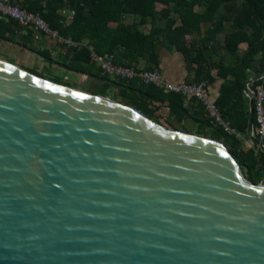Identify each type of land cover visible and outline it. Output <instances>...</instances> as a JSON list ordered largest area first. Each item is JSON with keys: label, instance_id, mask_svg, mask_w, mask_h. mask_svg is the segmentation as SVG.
<instances>
[{"label": "water", "instance_id": "water-1", "mask_svg": "<svg viewBox=\"0 0 264 264\" xmlns=\"http://www.w3.org/2000/svg\"><path fill=\"white\" fill-rule=\"evenodd\" d=\"M0 264H264V180L221 140L0 58Z\"/></svg>", "mask_w": 264, "mask_h": 264}, {"label": "trees", "instance_id": "trees-1", "mask_svg": "<svg viewBox=\"0 0 264 264\" xmlns=\"http://www.w3.org/2000/svg\"><path fill=\"white\" fill-rule=\"evenodd\" d=\"M27 8L41 13L62 36L81 42L83 46L74 51L84 56V63H89L88 48H92L98 54H113L119 64L138 69H145L137 66L140 58L145 59L146 69L153 70L159 65L160 45L180 51L194 83L222 81L216 103L223 118L248 138L250 100L245 90L251 72L264 74V0H38ZM65 9H74L75 16L68 20ZM126 15L134 16V21L125 23ZM226 23L230 31L220 42L217 36ZM147 26H151L149 32L142 31ZM188 37L193 38L189 41ZM203 43L208 47V58ZM100 76L127 86L126 96L132 91L140 95L138 103L125 97L122 102L160 121L155 119V110L146 106L150 100L163 102V91L141 83L148 89L143 94L142 88L131 89L127 81ZM261 85L264 87V78L251 83L250 88L255 91ZM173 95L184 102L182 96ZM254 122L256 126V115ZM197 123L196 134L223 141L250 181L259 184L264 180V152L226 133L207 116L202 115Z\"/></svg>", "mask_w": 264, "mask_h": 264}, {"label": "crops", "instance_id": "crops-1", "mask_svg": "<svg viewBox=\"0 0 264 264\" xmlns=\"http://www.w3.org/2000/svg\"><path fill=\"white\" fill-rule=\"evenodd\" d=\"M18 1L27 8V6H31L38 0ZM41 4H44V1H41ZM72 10L74 9H65L63 13L69 17ZM134 19V16L131 15L124 17L125 23L128 24L132 23ZM68 20L70 19L68 18ZM150 28L151 26H147L142 31L146 30L149 32ZM229 31L230 25L226 23L223 33L217 36V40L222 42L225 34L229 33ZM192 38L188 37V40L191 41ZM74 48L76 47L69 46L64 41L52 36L41 35L37 38L33 28L20 25L12 19L0 17V58L17 63L42 76L71 85L88 93L110 95L112 99L121 102L123 101L122 98L125 97L138 103L137 96L139 97L140 95L132 91L129 96H126L124 92L128 91L127 86H118L103 79L100 75L105 74L96 65L92 64L90 53L89 63H84V56L76 54ZM157 52L159 54V65L156 69L160 70L169 82H193V73L190 72L183 53L174 48H166L163 45L158 47ZM146 65V60L142 58L137 62L139 68L146 69ZM253 76L256 75L251 72V78ZM113 80L117 81L118 79ZM141 83L138 80H134L133 82L127 81L126 85H129L131 89L142 88L143 94H145L148 89L143 87ZM221 85V80L208 85L212 99L215 102L219 97ZM160 90L163 91V102L150 100L146 108L155 110V116L159 120L163 117V125L166 127L196 134L199 128L197 120L201 119L202 115L207 116L206 112L204 114L199 109V104L201 103L194 100L186 102L184 99V102H182L180 98L173 95L174 93ZM149 92L152 93V90H149ZM201 106L203 105L201 104ZM182 117H185V119L181 120Z\"/></svg>", "mask_w": 264, "mask_h": 264}, {"label": "built area", "instance_id": "built-area-1", "mask_svg": "<svg viewBox=\"0 0 264 264\" xmlns=\"http://www.w3.org/2000/svg\"><path fill=\"white\" fill-rule=\"evenodd\" d=\"M76 14L75 10L69 15L72 19ZM0 17L15 20L20 25L31 27L36 32V37L48 35L64 41L72 47L83 46L81 42L71 37H63L57 29L50 26L49 22L39 12H34L24 7L18 0H0ZM90 60L96 65L103 74L118 80L134 81L138 80L147 86H155L168 93L178 94L183 97L186 102L196 100L200 102L206 112L207 117L213 124L222 128L226 133L235 135L239 139L245 141L249 147H256V143L246 138L245 135L238 132L227 122L222 115L221 109L212 99L208 84L202 83H171L160 70L154 69H138L134 66H126L117 63L113 54H98L92 48H89ZM253 91V90H252ZM254 94V111L256 115V126L254 129V137L264 142V87L258 86ZM260 150V149H259Z\"/></svg>", "mask_w": 264, "mask_h": 264}, {"label": "rangeland", "instance_id": "rangeland-1", "mask_svg": "<svg viewBox=\"0 0 264 264\" xmlns=\"http://www.w3.org/2000/svg\"><path fill=\"white\" fill-rule=\"evenodd\" d=\"M111 80H113L114 78L113 77H111L110 78ZM70 87H73V86H71L70 85ZM73 88H75V87H73ZM77 89V88H76ZM83 91V90H82ZM86 92V91H85ZM158 117L157 116H155V119H157ZM158 122V121H157ZM161 124H163L164 122H163V117L160 119V121H159Z\"/></svg>", "mask_w": 264, "mask_h": 264}]
</instances>
